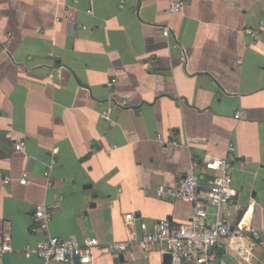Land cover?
Instances as JSON below:
<instances>
[{
  "label": "crops",
  "instance_id": "1",
  "mask_svg": "<svg viewBox=\"0 0 264 264\" xmlns=\"http://www.w3.org/2000/svg\"><path fill=\"white\" fill-rule=\"evenodd\" d=\"M169 1L0 0V248L12 243L0 264H79L24 255L45 237L31 231L40 205L52 210L50 235L98 240L87 264H195L138 240L141 223L190 220L189 203L154 191L207 157L233 165L238 193L223 221L264 229V27L244 31L259 26L264 0H185L174 14ZM205 208L212 223L218 210ZM115 241L128 242L118 255ZM213 255L248 264L228 238Z\"/></svg>",
  "mask_w": 264,
  "mask_h": 264
},
{
  "label": "built area",
  "instance_id": "2",
  "mask_svg": "<svg viewBox=\"0 0 264 264\" xmlns=\"http://www.w3.org/2000/svg\"><path fill=\"white\" fill-rule=\"evenodd\" d=\"M116 2L118 8L125 6V0H111ZM185 0H170L167 11L174 14L183 9ZM90 13V11H87ZM84 28V26H82ZM264 27V14L259 26L252 30L245 28L244 31L252 38H256L259 31ZM161 34L165 37L170 35L168 25L160 28ZM240 62V60H239ZM115 79L111 83H115ZM127 100L120 103L127 106ZM238 115V114H237ZM107 118V115H104ZM156 139L163 141L160 134ZM168 145L175 144V140L166 141ZM15 149L24 151V142L15 144ZM229 151H233V146L229 144ZM232 162L227 157H207L201 160H192L189 170L179 178L175 185H158L154 191V197L160 200H180L187 202L192 207V215L189 221L175 224L169 219L158 220L150 230H146L144 223H141V237L138 246L146 249L154 243L165 246V252L171 259L193 260L195 264H226L223 261L217 262L213 255V249L220 245L221 241L228 238L232 242V249L245 263H252L259 260V256L264 255V229L249 226L244 221L231 226L223 221L220 216V209L231 203L237 196V189L232 184ZM50 167L45 170L47 185H52L50 180ZM209 174V176H206ZM206 178L207 187L203 194L199 193V187L203 179ZM19 182L25 184L27 175L23 173ZM206 206L218 210L212 223L206 222ZM52 210L49 206H36L32 212L33 225L31 231L40 230L45 233V237L38 240L35 246H26L24 255L32 253L39 256L44 262H75L87 264L92 261L94 248L98 245L95 237H89L83 241L74 238H61L48 233V224L51 219ZM132 214H125V222L130 224ZM128 242L115 241L108 245L109 251L113 255H118L126 250ZM12 243L10 236H5L1 240L0 252H10Z\"/></svg>",
  "mask_w": 264,
  "mask_h": 264
},
{
  "label": "water",
  "instance_id": "3",
  "mask_svg": "<svg viewBox=\"0 0 264 264\" xmlns=\"http://www.w3.org/2000/svg\"><path fill=\"white\" fill-rule=\"evenodd\" d=\"M167 259H171V257H170V255L169 254H167V257H166Z\"/></svg>",
  "mask_w": 264,
  "mask_h": 264
}]
</instances>
